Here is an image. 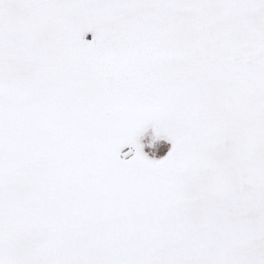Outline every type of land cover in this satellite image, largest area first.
<instances>
[{"label": "snow or ice", "instance_id": "snow-or-ice-1", "mask_svg": "<svg viewBox=\"0 0 264 264\" xmlns=\"http://www.w3.org/2000/svg\"><path fill=\"white\" fill-rule=\"evenodd\" d=\"M0 264H264V0H0Z\"/></svg>", "mask_w": 264, "mask_h": 264}, {"label": "rangeland", "instance_id": "rangeland-1", "mask_svg": "<svg viewBox=\"0 0 264 264\" xmlns=\"http://www.w3.org/2000/svg\"><path fill=\"white\" fill-rule=\"evenodd\" d=\"M85 38H86L88 41H91V40H92V36H91V34H88ZM145 142H147V141H145ZM145 151L148 152L149 154H151V150H150V149L146 148ZM164 154H166V153H165L163 150H161V152L157 154V158H159L160 156H162V155H164Z\"/></svg>", "mask_w": 264, "mask_h": 264}]
</instances>
